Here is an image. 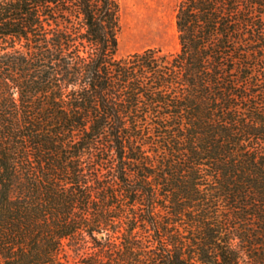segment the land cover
Segmentation results:
<instances>
[{
	"label": "trees",
	"instance_id": "16d2710c",
	"mask_svg": "<svg viewBox=\"0 0 264 264\" xmlns=\"http://www.w3.org/2000/svg\"><path fill=\"white\" fill-rule=\"evenodd\" d=\"M176 26L121 56V0H0V264H264V0Z\"/></svg>",
	"mask_w": 264,
	"mask_h": 264
},
{
	"label": "rangeland",
	"instance_id": "374dc122",
	"mask_svg": "<svg viewBox=\"0 0 264 264\" xmlns=\"http://www.w3.org/2000/svg\"><path fill=\"white\" fill-rule=\"evenodd\" d=\"M142 4L146 11L145 28L135 33L131 28V8ZM178 0H121L122 32L120 34L119 54L126 56L148 48H161L167 52L179 49L176 26ZM154 11L151 20L149 12ZM151 14V13H150Z\"/></svg>",
	"mask_w": 264,
	"mask_h": 264
},
{
	"label": "bare ground",
	"instance_id": "6f19581e",
	"mask_svg": "<svg viewBox=\"0 0 264 264\" xmlns=\"http://www.w3.org/2000/svg\"><path fill=\"white\" fill-rule=\"evenodd\" d=\"M135 5L131 8V28L135 33L141 32L146 22V11L143 10L142 4H137L138 1L134 2ZM151 13V14H150ZM149 17L152 20L154 17V11L149 12Z\"/></svg>",
	"mask_w": 264,
	"mask_h": 264
}]
</instances>
